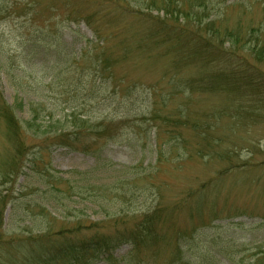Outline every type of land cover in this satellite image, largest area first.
<instances>
[{
	"label": "rangeland",
	"instance_id": "rangeland-1",
	"mask_svg": "<svg viewBox=\"0 0 264 264\" xmlns=\"http://www.w3.org/2000/svg\"><path fill=\"white\" fill-rule=\"evenodd\" d=\"M28 1L0 0V4L9 6L8 12L4 11L0 16V39L8 51L11 49L9 60L12 62L3 68L0 66V90L22 120L30 118L28 103L43 97L55 116L49 133L60 134L70 108L75 105L72 94L65 91L68 88L66 83L71 82L70 76L79 75V68L69 69L71 73L65 66L59 68L54 72L56 80L52 86L49 79L43 77L53 60L42 53L36 55L35 62H31L28 69L25 66L24 72L19 69L22 58L15 54L20 46L16 36L21 37V33H26L29 27ZM97 1L38 0L32 16L35 27H41L47 20L53 33L55 23L69 24L66 21L67 10L70 12L73 9L72 12L80 14L93 13L98 10ZM137 2L143 5L142 1L133 0L125 8L134 16L121 14L120 8L113 11L111 20L103 24L104 32L108 31L110 24H121L123 27L115 31L117 36L110 37L106 44L118 61L114 68L115 78L121 82L117 95L134 89V85L140 94L151 88L167 95V108L160 113L171 114L174 118L188 117L192 122L180 127L166 126L167 130L178 128L181 132L180 153H173L171 160L167 158L155 166L156 143L153 141L148 147L136 143L132 135L135 130L128 128L122 131V138L116 143L102 141L97 147L100 150L97 157L66 149L41 152L35 147L30 150L29 158L23 161L20 174L4 179L1 175L13 172L10 165L15 145L8 136L5 124L0 123V198L9 199L7 207L0 202L5 209L3 224L6 239L24 241L33 238L47 232L51 224L56 238L60 228H73L78 220H84L90 226L91 222L110 221L115 218L113 216L118 218L121 210L129 212L161 206L167 213L163 230L170 234L176 229L186 233V236L195 237L201 254L206 251L212 253V258L209 257L210 261L205 264H253L259 255L264 254V108L243 114L237 107L240 103L249 109L247 94L239 97L224 92H193L186 87V83L198 77V68L178 69L172 57L165 54L163 46L139 51L135 47L138 35L145 34L151 23L147 24L142 16H138L141 8ZM239 3L231 1V4ZM152 15L163 18L165 13L154 10ZM226 15V24L230 27L235 26L238 16L242 15L243 25L251 20H261L259 10L248 13L238 6L227 9ZM70 28H65L60 42L64 44V52L72 57L75 51L86 50L89 40H96L83 23ZM108 50H92L93 56L109 54ZM89 60H81V64ZM82 67L86 69L83 80L87 82L91 80L89 70L86 66ZM102 97L98 104L88 105L84 112L90 113L95 108L96 119L104 112L112 113L115 106L98 108ZM76 110L82 112L80 107ZM60 120L62 123L58 124ZM44 123L49 124L48 117ZM156 123L161 126V121ZM196 124L202 128L197 129ZM154 132L159 135V143L171 140V135L163 133L162 129L159 132L154 128ZM203 132L207 134L202 135ZM206 184L210 186L206 194L211 192V197L209 202L204 203L202 213L205 220L191 218L187 208L181 205L182 198ZM51 217L57 221L52 223ZM90 234L91 231H81L80 237ZM172 248V243L166 242L157 254H147L143 261L145 264H169L173 256ZM129 250L127 246L121 247L116 255L124 256Z\"/></svg>",
	"mask_w": 264,
	"mask_h": 264
},
{
	"label": "trees",
	"instance_id": "trees-1",
	"mask_svg": "<svg viewBox=\"0 0 264 264\" xmlns=\"http://www.w3.org/2000/svg\"><path fill=\"white\" fill-rule=\"evenodd\" d=\"M116 1L98 0L96 3L98 10L93 13L80 14L81 12H72L73 9L70 12L67 10L68 20L66 21L69 24L55 23L53 33L49 30L51 26L47 25V20L41 27H35L36 23L32 16L37 9L38 0L27 2L26 11L30 16L29 27L26 33H21V37L18 34L16 36L20 46L19 50H15V54L18 53L22 58L19 69L24 72L25 66L28 69L31 62H35L36 55L42 53L53 60L52 64L47 66L46 76L43 77L45 80L49 79L50 86L56 80L54 72L63 66L68 70L79 68V75L70 76L71 82L66 83L68 88L65 91L67 94H72V102L75 105L70 108L71 112L66 116L65 126L60 134L49 133V130L53 128L55 116L46 106L48 103L43 101V97L28 103L30 118L22 120L16 115L13 107L6 102L0 90V123L5 124L8 136L15 145L12 165H10L12 167L10 170L13 172L1 175L4 179L10 178L12 174H14L12 176L20 174L23 161L29 158L30 150L35 147H38L41 152L50 151L51 153L57 149H66L97 157L100 152L97 147L102 141L116 143L122 138L120 136L122 131L128 128L135 130L132 135L136 143L146 147L153 141L156 143L155 166L167 158L171 160L173 153H180L179 143L183 140L181 132L178 128L167 130L166 126L180 127L192 122L188 117L174 118L171 114L160 113V110L167 108V95L151 88L140 94L135 85L134 89L125 91L121 96L117 95L121 82L116 80L114 68L118 61L114 59L106 44L110 37L117 36L115 31L123 27L121 24H110L108 31L104 32L103 24L110 21L113 11L120 8L121 14L134 15L131 11L125 10L133 0ZM134 1H142L143 5L137 2L141 8L138 16H142L147 24L151 23V28L145 34L138 35L135 47L139 51L163 46L165 54L172 57L178 69L180 67L198 68V77L186 83V87L193 89V92H224L230 96L239 95V97L247 94L250 99L247 100L249 109L240 103L237 107V110L240 109L239 112L243 114H250L264 108V0ZM231 1L240 3L235 5L231 4ZM235 6L248 13L259 10L261 20L259 22L251 20L249 24L243 25L242 15L238 16L236 25L230 27L226 24L228 22L226 13L227 9ZM8 7V4H0V16L4 11L8 12ZM14 7L15 4L12 10ZM105 8L107 10H104ZM154 10L164 11L165 16L163 18L153 16ZM114 20L117 22V18ZM81 23L94 34L96 41L89 40L86 50L82 48L75 51L76 53L74 52L70 57V54L63 50L64 44L60 42L62 33L66 27L69 29H71L70 26L79 27ZM123 25L128 28L124 22ZM124 43L128 45L127 41ZM92 50L94 52L108 50L109 54L94 57ZM9 56H11V49L8 51L6 44L0 39L2 68L12 63ZM89 58L88 63L81 64V60ZM82 66L88 67L89 70L88 77L91 80L87 82L83 80L86 69ZM71 70L68 73H71ZM101 96L103 100L98 108L115 107L112 113L104 112L96 119L95 108L90 113L84 110L88 105L98 104ZM79 107L82 109L80 113L76 110ZM121 110L124 112L122 113ZM46 117L49 118L48 125L44 123ZM156 121H161V126L159 124L158 126ZM60 123H62L61 120L58 124ZM195 127L202 128L197 124ZM154 128L159 132L162 129L163 133H169L171 140L159 143V135L155 134ZM205 134L207 133H202V135ZM32 140L39 143H29ZM207 143L209 144L208 141ZM183 158L182 155L181 159ZM220 176L222 177L223 174ZM207 185L191 190L182 198L181 205L187 208L191 218L205 220L202 213L204 203L209 202L211 197V192L206 194L207 189L210 190V186ZM0 202L7 207L9 199L0 198ZM4 210L1 205L0 264H145L144 256L157 254L166 242L172 243L173 246V256L169 264H205L210 261L209 257L212 258L211 251L200 253L199 242L192 235L186 236V233L176 229L170 234L163 230L167 213L161 206L129 212L121 210L118 218L113 216L115 218L110 221L91 222L90 226L85 224L86 221L78 220L73 228H60L56 238H54L56 234L52 233L54 226L51 224V230L24 241L6 239L3 224ZM51 221L53 223L57 220L51 217ZM81 231H91V234L80 237ZM124 246L129 247L130 250L124 256L118 257L116 252ZM2 251L4 253H1ZM253 264H264V254L259 255Z\"/></svg>",
	"mask_w": 264,
	"mask_h": 264
}]
</instances>
